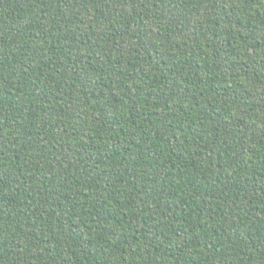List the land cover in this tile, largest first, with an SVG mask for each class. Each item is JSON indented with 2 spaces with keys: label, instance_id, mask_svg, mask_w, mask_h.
<instances>
[{
  "label": "trees",
  "instance_id": "16d2710c",
  "mask_svg": "<svg viewBox=\"0 0 264 264\" xmlns=\"http://www.w3.org/2000/svg\"><path fill=\"white\" fill-rule=\"evenodd\" d=\"M0 264H264V0H0Z\"/></svg>",
  "mask_w": 264,
  "mask_h": 264
}]
</instances>
